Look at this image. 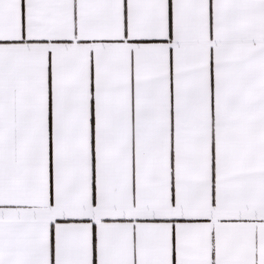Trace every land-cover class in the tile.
Masks as SVG:
<instances>
[{"label": "snow or ice", "instance_id": "1", "mask_svg": "<svg viewBox=\"0 0 264 264\" xmlns=\"http://www.w3.org/2000/svg\"><path fill=\"white\" fill-rule=\"evenodd\" d=\"M0 264H264V0H0Z\"/></svg>", "mask_w": 264, "mask_h": 264}, {"label": "crops", "instance_id": "2", "mask_svg": "<svg viewBox=\"0 0 264 264\" xmlns=\"http://www.w3.org/2000/svg\"><path fill=\"white\" fill-rule=\"evenodd\" d=\"M170 2H171V0H170Z\"/></svg>", "mask_w": 264, "mask_h": 264}]
</instances>
